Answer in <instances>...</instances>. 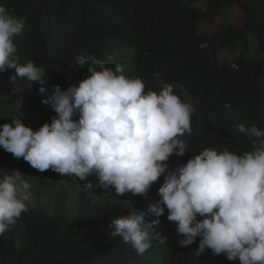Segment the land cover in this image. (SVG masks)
Masks as SVG:
<instances>
[{
    "label": "trees",
    "instance_id": "16d2710c",
    "mask_svg": "<svg viewBox=\"0 0 264 264\" xmlns=\"http://www.w3.org/2000/svg\"><path fill=\"white\" fill-rule=\"evenodd\" d=\"M0 5L26 20L16 37L20 62L34 60L46 68L44 85L31 88L20 80V93L12 91L14 70L0 73V124L19 116L38 130L50 122L56 113L42 101L54 86L67 89L86 77L87 66L77 65L76 57L95 55L108 67L124 64L130 76L143 78L146 90L179 84L177 91L191 97L196 112L191 135L183 137L188 149L182 157L171 156L169 166L187 163L209 147L251 150V139L235 130L239 124L264 130V0H0ZM233 8L244 14L241 26L228 18ZM219 17L222 28L211 32ZM226 48L238 54L223 57L219 52ZM42 86L45 93L39 92ZM16 171L30 190L58 192L47 206H28L0 235V264H239L211 250L193 256L199 238L181 247L175 223L174 228L159 223L156 231L165 243L153 242L137 254L108 226L132 209L146 210L149 194L120 197L98 187L99 200L82 191L72 209L69 191L62 188L72 177L40 172L0 147V178Z\"/></svg>",
    "mask_w": 264,
    "mask_h": 264
},
{
    "label": "clouds",
    "instance_id": "9594fccd",
    "mask_svg": "<svg viewBox=\"0 0 264 264\" xmlns=\"http://www.w3.org/2000/svg\"><path fill=\"white\" fill-rule=\"evenodd\" d=\"M25 28L26 20L0 5V73L14 70L13 93L24 91L20 80L31 88L45 84L46 68L34 60L21 63L17 55L16 37ZM76 64L87 66L86 77L67 89L54 86L42 101L56 113L51 121L38 130L19 116L0 124V147L40 172L51 169L87 181L83 187L89 191L96 186L120 197L147 198L163 176L159 199L146 210L112 218L108 226L137 254L153 242L165 243L156 227L167 211L181 247L199 238L193 256L211 250L239 264H264V130L239 124L235 130L251 139V150L209 147L170 169V157L185 155L183 137L192 133L196 108L188 93L171 83L146 90L143 78L130 76L124 64L108 67L95 55H80ZM90 176L96 177L95 185ZM30 189L18 171L0 178V235L28 211Z\"/></svg>",
    "mask_w": 264,
    "mask_h": 264
},
{
    "label": "rangeland",
    "instance_id": "374dc122",
    "mask_svg": "<svg viewBox=\"0 0 264 264\" xmlns=\"http://www.w3.org/2000/svg\"><path fill=\"white\" fill-rule=\"evenodd\" d=\"M229 20L233 21L234 24L236 26H241L244 22V14L243 12L238 9V8H233L232 10L229 11ZM221 18H217L216 19V24H214V26L211 28V32H214L216 30H219L222 28L221 25ZM253 48H256V43L253 44ZM223 57H229L230 59H232L234 56H236L238 54V52H232L229 48L226 49H221L219 52ZM183 164L186 163H179L176 164L174 166H169L170 169H175L178 166H181ZM89 180L93 181L94 185L97 183L96 181V177L95 176H90L88 178ZM163 179L164 177L162 176L160 178V180L158 182H156L150 192H149V196H150V202L149 204L155 200L158 199L157 197V192H158V188L160 186H162L163 183ZM87 181H79L76 178H68L62 185V188H66L69 191V195H70V199H69V206L74 209L77 206L78 203V195L80 192L85 191L87 192L89 195H91L93 197L94 200H99L100 199V194H99V189L98 187L94 186L90 191L85 189L83 186L84 184H86ZM31 191V196L28 203V206H36V205H44L47 206L49 205L55 194L58 192V190H56L55 192H44V191H39L36 187H34ZM160 223L170 227V228H174V222H170L167 219V211L165 212V214L161 217H159Z\"/></svg>",
    "mask_w": 264,
    "mask_h": 264
}]
</instances>
